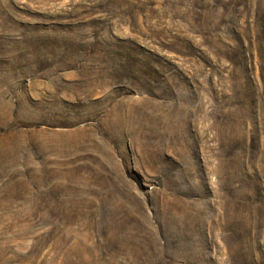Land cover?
Returning <instances> with one entry per match:
<instances>
[{"label":"rangeland","instance_id":"374dc122","mask_svg":"<svg viewBox=\"0 0 264 264\" xmlns=\"http://www.w3.org/2000/svg\"><path fill=\"white\" fill-rule=\"evenodd\" d=\"M0 264H264V0H0Z\"/></svg>","mask_w":264,"mask_h":264}]
</instances>
